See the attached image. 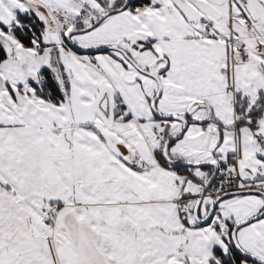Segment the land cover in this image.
Listing matches in <instances>:
<instances>
[{
    "label": "snow or ice",
    "instance_id": "obj_1",
    "mask_svg": "<svg viewBox=\"0 0 264 264\" xmlns=\"http://www.w3.org/2000/svg\"><path fill=\"white\" fill-rule=\"evenodd\" d=\"M0 264H264V0H0Z\"/></svg>",
    "mask_w": 264,
    "mask_h": 264
}]
</instances>
